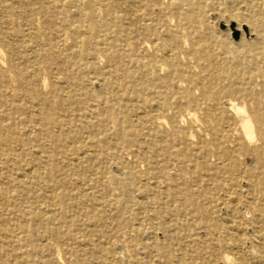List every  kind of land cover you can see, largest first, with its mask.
I'll return each mask as SVG.
<instances>
[{
  "label": "bare ground",
  "instance_id": "1",
  "mask_svg": "<svg viewBox=\"0 0 264 264\" xmlns=\"http://www.w3.org/2000/svg\"><path fill=\"white\" fill-rule=\"evenodd\" d=\"M202 3L203 0H179V4L188 7L194 16L184 18L181 23L183 6L177 14L168 17L171 2L163 5L160 0H0V46L7 54L6 59L0 54V246L4 249L1 251L3 255H6L8 246L14 244L10 241V230L16 226L21 234L17 235L15 244L28 246L32 253L41 256L33 260L34 264H54L59 259L55 245L35 243L37 239L44 241V232L48 231L56 234L58 242L75 260L82 259L80 252L87 256L82 259L84 264H117L119 256L116 253L102 252L101 246H95L81 233L83 227L97 223L89 220L79 223L77 218L69 220L66 216L78 205L89 203L83 196L72 195L71 186L81 187L83 193L86 187L91 188L90 185L99 179L102 181L101 173L95 172L98 176L94 175V178L81 179L74 176V171H61L59 166L89 164L92 147L99 146V143L117 148V140L105 141L107 136L98 135H103L105 130L110 131L108 136L112 135L114 119L128 120L133 116L140 129L121 131L118 141L129 143L130 135L143 138L145 141L132 153L142 154L149 162L148 170L140 173L133 165L116 164L132 170L131 175L144 177L146 185L153 182L155 189L152 193L143 191L135 195L154 200L153 220L159 219L162 224L167 216H164L165 211L159 212V208L173 204L176 214L194 212L203 221L215 218L212 216L216 213L217 216L223 215L228 222L225 228L232 231L233 239L217 245L232 248L236 258L234 262L223 252L224 263L259 264L264 234L259 225L245 219L250 212L254 218L259 217L247 196L252 194V187L264 183V151L254 149L258 152V165L254 170L246 171L240 169L234 147L237 139L250 144L256 133L260 137L264 134V109L259 108L263 102L262 92L255 90L256 85L264 87V62L257 61L258 56L264 58V27H254L258 41L251 45L241 46L230 40L219 42V53L223 57L216 56L214 62L212 37L197 34L202 28L198 20ZM99 9L104 14L102 22L96 17ZM121 9L135 15L131 18L132 23L124 21L129 20L127 15H117L116 11ZM77 16L82 20L78 21ZM123 21L127 23L124 27L121 26ZM55 25L56 30H52ZM90 27L108 29L119 47L97 49L91 37H83V43L81 36H85ZM65 32L71 37V47L77 49L67 55L66 67L54 66V69L62 72L72 93L83 92L88 84L98 88L97 93L87 94L82 104L71 100L73 115L69 109L62 112L61 100L54 96V84H50L47 92L41 91L45 80L42 81L37 73L41 67L49 70V61L38 58L43 51L39 49V37L44 36L47 42L53 33L58 37ZM129 46L133 47L132 52L128 50ZM96 52L108 55L111 69L91 67V72L89 65L84 69L88 55ZM226 54L233 55L235 61L227 60ZM190 62L199 68L201 87L185 77L187 69L192 68ZM164 68L167 72L161 76ZM108 78L112 83L107 84ZM219 81L227 82L216 84ZM13 83L17 87L12 88ZM111 88L121 94L110 95ZM95 97H100L97 106L93 102ZM236 97L243 100L242 105ZM109 101H118L119 106L107 105ZM125 102H130L133 108L121 107ZM25 103L36 109L35 117L28 112ZM246 103L253 109L247 110ZM139 113L143 115L139 116ZM91 118H94L93 122ZM187 128L195 133H184ZM83 132L90 136L86 144L67 147L69 141L78 140ZM117 132L113 135L116 136ZM237 133L239 137L233 135ZM14 134L18 135L17 143L21 149L37 150L38 154L31 162L38 164L42 171L32 168L30 172L21 173L10 147V138ZM71 135L72 140L69 139ZM32 136L36 138L34 145ZM158 138L159 143L164 144L158 156L176 160L175 157L182 155L176 160L179 169L171 174L165 186L158 184L161 176L150 170L158 163L149 154L156 147ZM117 165L114 166L117 168ZM187 167L191 172L186 170ZM184 171L190 174L188 178L184 177ZM212 178L221 179L222 184L231 187L232 192L226 195L224 202L213 194V188L209 186ZM62 179L69 190L64 187ZM150 179L154 181L150 182ZM3 181L18 189L16 199L10 189L3 186ZM54 188L59 192L55 193ZM259 192L258 197L263 194L261 190ZM126 221L130 227V218ZM206 226L207 234L213 235L216 225ZM221 227L225 229L223 225ZM38 230L42 232L36 234ZM158 230L162 231L158 222L153 221L146 233L152 235L151 231L155 234ZM250 235L254 238H249ZM47 253L51 258L46 257ZM172 256L174 251L171 250L167 259L171 260Z\"/></svg>",
  "mask_w": 264,
  "mask_h": 264
},
{
  "label": "rangeland",
  "instance_id": "2",
  "mask_svg": "<svg viewBox=\"0 0 264 264\" xmlns=\"http://www.w3.org/2000/svg\"><path fill=\"white\" fill-rule=\"evenodd\" d=\"M160 2H162L163 5H167L171 2V9L167 13L168 17L172 16V14H177L179 11H181V6H183V12L185 14L182 13L180 15V17H183L180 18L181 23L184 22V18L186 17H194L188 7L179 4V0L178 3L176 0H170V2L169 0H160ZM123 7L125 6L123 5ZM135 10V8L132 9L134 12ZM116 13L117 15H127L129 20L124 21L129 23H132L131 18L135 17L134 14H131L123 9L120 11L117 10ZM103 15V12L99 9L98 13L96 14L97 20L101 22L104 21ZM76 19L78 21L82 20V18L79 16H77ZM198 20L202 23V28L198 29L197 34H204L212 37V42L214 44L212 60L217 61V58H215L216 56H219V59L223 57V55H220L219 53V51H221L219 48V42L230 40L238 45L245 46L246 44L251 45L258 41V36L256 33L257 31L254 30V27H259L258 29L264 27V0H203ZM124 21L121 23L122 27L126 26L127 24L124 23ZM56 28L57 25L53 26L52 30H56ZM101 29L97 27H90L85 33V36L81 37H91V42L96 45L97 49H105L107 47L118 48V41L111 38V32L108 29H105V27H101ZM235 33L237 35L236 38L234 37ZM98 34L99 37H96ZM19 39L20 37H18V40ZM191 40L194 41L192 37ZM84 41L85 39L83 38L82 42L84 43ZM39 42V49H42L43 51L38 55V58H46L49 61V70L47 68L45 69L44 67L37 69L38 77L42 81L45 80V85H43V87L41 86V91L47 92L49 90L50 84H54V96L60 98L64 108L62 112H65L66 109H69L68 111L71 115H73L75 113L74 110L70 108L71 100L75 99L82 104L84 99L87 98V94L97 93L98 88H96L94 85L88 84L85 85L83 92L76 91L77 94H75V92L72 93L67 87L66 80L61 75L62 72L56 71L54 69V66L66 67V59L68 58L67 55L75 53V50L77 49L71 47L72 40L69 36V33L65 32L58 37L55 35V33H53L47 42L44 36H40ZM0 48L2 51L0 53L1 56L6 59V51L1 46ZM128 50L132 52L133 47L129 46ZM225 57H227V60L230 62L235 61L234 56L231 54H226ZM86 61L87 65L84 69H86L89 65L91 72L93 71L92 68L101 70L112 68L108 61L107 54L96 52L93 55H88V59L85 60V62ZM257 61L262 64V62H264L263 56H258ZM190 64L192 65V68L187 69L185 77L190 81L193 80L198 84L199 87H201L202 84L198 75L199 68L194 67L193 62H190ZM165 72H167V69L164 68L161 76H163ZM111 81V78H108L106 82L107 84H110L112 83ZM226 82L227 81H219L216 84H225ZM11 87H17V84L13 83ZM255 90L257 92H262L263 102L259 105V108L262 110L264 109V87L262 85H256ZM116 93L121 94L119 90L111 88L110 95L115 96ZM236 99H238L239 104L242 105L243 100L239 97H236ZM99 100L100 97H95L93 100L95 106L99 104ZM25 104L28 105V107H26L28 112L35 117L36 109L31 107L29 103ZM111 104H114L116 107L119 106L118 101H109L107 103V105ZM120 105L122 104L120 103ZM47 107L48 105L46 108ZM121 107L126 110L133 108L130 102H127ZM246 108L247 110L253 109L249 106V103H246ZM159 113L161 112L158 111V114ZM142 115L143 113H139V116ZM127 119L128 120H126V118L125 120H113L111 129L112 135L108 136L109 134L107 133L110 132L108 130L103 131V135H98L107 136L105 141L117 140V148L111 149V147L109 148L108 145L99 143V146L95 145L92 147V159L88 161L89 164L79 166H68L61 164L59 166L61 171H74V176H79L81 179L94 178V175L98 176V174L95 172L101 173L102 178V181L99 179L100 183L96 181L94 185H90L91 188L86 187L84 191L82 190L83 193H81V187L71 186L70 191L72 195L75 194L76 197L83 196L88 199L89 203L80 204L78 207L67 212V219L71 220L72 218H77L79 223L86 222L87 220H89L91 223H97L96 225L94 224L83 227L81 229V233L87 236L95 246H101L102 252H106L108 254L116 253L119 256L117 264H225L222 258L223 252L227 253L232 258V260L236 262L234 250L232 248L226 246L219 247V245H217L218 243L225 241L231 242L233 239L232 231L225 228L228 223L225 216H217L218 213H216L214 216H212L215 218H211L208 221H203L194 212H190L189 214L187 212L176 214L172 209V206H174L173 204L166 205L164 208H159V212L165 211L164 216H167L162 220V224H159V219L153 220L152 217V209H155L154 200L152 201L151 199L146 200L142 197H135L136 194L143 191H147L150 194L155 188L152 182L154 181L153 179H150V182H152L151 185L150 183L146 185V182L144 183V177L140 176V178H138L136 175H131L132 170L128 171L116 164L124 163V165L127 166L133 165L140 173L147 172L149 167V162L143 159L142 154L132 153V150L136 149L138 145L145 141L143 138L137 135H130V138L132 139L129 143H119L118 141L121 131L126 133L127 131H131L134 128L140 129V125L138 123L135 124L136 117L130 116ZM91 121L93 122L94 118H91ZM116 132L117 134L114 136L113 134ZM189 132H192V134L195 133V131L189 128L184 131V133ZM233 135L236 137L240 136L239 133ZM17 136V134H14V137L10 138L12 142L10 147L15 153L12 157L14 161L20 165L19 167L22 170L21 173L23 174L30 172L32 171V168L40 169V171H42L41 168L38 167V164L36 165L31 162L32 159L38 154L36 153L37 150L21 149L20 145L17 143L19 141ZM42 137L47 138L46 135H43ZM72 137L73 135L69 136V139L72 140ZM263 137L264 134L262 137H260L259 134L256 133L254 141L250 142V144L243 143L242 139L236 140L237 145L234 148L236 150L235 153L239 157V167L241 170L252 171L258 165V152L256 150L254 151V149L259 150V152L264 151ZM32 138V143L34 145L36 138L34 136H32ZM262 138L263 140H260ZM89 139L90 136L83 132L78 140L69 141L67 143V147L78 143L86 144ZM193 139L194 141L196 140L195 134ZM159 142L160 139L158 138L156 140V147L149 153L158 160V163L153 165L150 170H152V172L155 174H158V177L161 176L158 178L160 181L158 184L164 185L165 183L169 182V177L171 174L179 169L176 160H179L182 155L178 156L177 158L175 157L176 160H168L163 156H158L159 152L163 148L162 146L164 145L162 142ZM194 152H196L195 147ZM0 165L2 164L0 163ZM114 165H117V168ZM187 169L191 172L190 167H187L186 170ZM185 171L183 172L184 177L188 178L190 174L185 173ZM140 180H142L141 183L139 182ZM210 183L211 184L209 186L213 188V194L220 202H224L227 198L226 195L232 192L231 187L229 185L222 184L221 179L212 178ZM3 186L8 187L16 199L18 189L8 181H3ZM64 187L69 190L67 188L69 186L66 185L65 180ZM139 187L143 188L140 189ZM54 189L55 193L59 192V189ZM162 189L163 186L161 187V191ZM134 190L136 191L135 194ZM260 190L263 194L262 196L258 197L260 195ZM129 194H133L132 197H129ZM139 196H141V194H139ZM247 197L251 199L252 205L254 206L252 209H254L256 213H259V217L254 218V214L250 212L248 213V217L245 216V221L251 222L253 225H259L264 234V183L260 186L252 187V194H249ZM95 203L101 204L102 206L96 205ZM99 215L102 217H99ZM127 218H130V227L127 226ZM11 220V222L14 221L13 219ZM153 221L158 222V226L163 232L158 230L159 232L154 234L151 231L152 235H148L146 233L150 231V223ZM14 222L16 223V221ZM212 224L216 225L213 228V235H208L205 227L207 228L206 225ZM52 225L53 224L51 223L50 226ZM221 225H223L225 229H223ZM166 226H170V228L166 229ZM218 226H220V228H218ZM10 232V241L14 244L8 246L6 255L1 253V251L4 249L0 246V264H15V262H18V264H34L33 260H37L41 256L39 257L38 254L32 253L28 246H17L15 244L17 235L21 234L19 228L12 226ZM40 232L42 231L38 230L35 233L39 234ZM44 233L45 240L41 241L36 238L37 240L35 243L39 245L44 242L46 244H53L56 246L58 252L56 251L57 249H54V251L59 253V259L57 263L53 262L54 264H84L82 259L87 256L82 255L77 250L79 252L78 254L80 255V259H82L75 260V257L70 256V253L65 251L63 244L58 242L55 233L52 231ZM252 236L250 235L248 237L253 239L254 237ZM83 248L86 249L85 247ZM171 250L174 251V256H172V259L169 260L167 259V256L168 252ZM259 254V264L260 262L261 264H264V249ZM96 255L100 254L97 253ZM261 255L263 257H261ZM46 257L51 258V255L47 253ZM182 260L184 262H182Z\"/></svg>",
  "mask_w": 264,
  "mask_h": 264
},
{
  "label": "water",
  "instance_id": "3",
  "mask_svg": "<svg viewBox=\"0 0 264 264\" xmlns=\"http://www.w3.org/2000/svg\"><path fill=\"white\" fill-rule=\"evenodd\" d=\"M234 35H235L234 37L236 38L237 37L236 33Z\"/></svg>",
  "mask_w": 264,
  "mask_h": 264
}]
</instances>
